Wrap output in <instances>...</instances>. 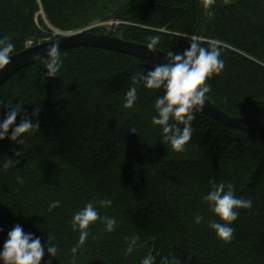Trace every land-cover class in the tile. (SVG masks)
<instances>
[{
    "label": "trees",
    "instance_id": "trees-1",
    "mask_svg": "<svg viewBox=\"0 0 264 264\" xmlns=\"http://www.w3.org/2000/svg\"><path fill=\"white\" fill-rule=\"evenodd\" d=\"M104 21L124 22L114 36L128 42L147 45L159 35L156 49L165 53H182L190 36L203 46L218 41L225 67L207 81L206 97L234 117L264 110V0H214L208 11L204 0H0V36H10L12 55L49 38L50 26L68 33ZM60 54L58 76H45L46 57L0 88V120L20 102L29 114L39 108L41 123L22 145L0 141V248L19 224L41 239L42 264H71L79 239L73 214L89 201L110 199L99 213L116 219L115 230L105 231L100 221L90 226L76 264H140L149 252L154 264L165 257L179 264H264V128L226 127L196 111L191 140L176 152L152 123L162 91L140 86L136 104L123 107L131 75L156 64L89 47ZM9 157L18 163L5 169ZM221 181L252 200L250 210H239L228 243L209 228L219 218L203 200L210 182ZM54 200L61 203L49 212ZM49 233L55 258L46 250Z\"/></svg>",
    "mask_w": 264,
    "mask_h": 264
},
{
    "label": "clouds",
    "instance_id": "clouds-1",
    "mask_svg": "<svg viewBox=\"0 0 264 264\" xmlns=\"http://www.w3.org/2000/svg\"><path fill=\"white\" fill-rule=\"evenodd\" d=\"M214 0H204V8L210 10ZM161 37L154 35L148 38L147 49L157 48ZM190 43L182 53L168 52V63L156 64L154 68L133 73L130 77L131 86L125 93L124 108H132L138 100V87L145 89L162 91L154 101L156 115L152 116L153 125L160 126L162 134L161 141L176 152H183L192 137L191 122L195 119V112L200 111L206 101V94L211 90L207 83L214 75H219L225 62L221 58V47L218 41H210L207 46L200 42L197 36L188 37ZM15 45L9 35L0 36V69L10 64V58ZM63 60L59 51V44L55 43L48 49V60L46 62L45 76L53 78L58 76ZM40 109L34 108L31 114L24 106L17 102L11 108L6 107V114L0 120V141L8 138L14 143L24 144L26 139L36 131L40 130L41 123L38 119ZM20 117L17 122V117ZM135 133V130H132ZM20 156V152H17ZM18 163L9 157L3 163L5 169ZM211 188L204 195L203 200L208 204L210 210L219 220H210L209 228L212 229L217 238L228 243L233 238L234 228L232 224L238 219L239 210L252 208V200L235 195V186L223 181L219 183L210 182ZM61 201L54 200L49 204L48 211L60 205ZM112 204L110 199L99 201H89L83 208L76 211L71 220L74 231L79 232L78 243L71 248V264H76L77 253L81 246L85 244L89 236L90 226L97 221L104 223L105 231L115 230L116 219L112 216H101L99 208L108 207ZM203 217L199 214L195 216L194 222L200 224ZM139 240V236L131 238L125 255L130 254ZM47 253L55 258L58 247L53 243L49 233V243ZM45 256V246L41 239L31 232H25L21 225L17 224L12 228L0 248V262L2 264H42ZM155 257L149 252L140 264H154ZM161 264H179L178 260L170 261L163 258Z\"/></svg>",
    "mask_w": 264,
    "mask_h": 264
},
{
    "label": "water",
    "instance_id": "water-1",
    "mask_svg": "<svg viewBox=\"0 0 264 264\" xmlns=\"http://www.w3.org/2000/svg\"><path fill=\"white\" fill-rule=\"evenodd\" d=\"M55 43L59 51L89 47L125 54L150 61L154 64L168 63L167 53L159 50H148L147 45L123 41L109 35H95L91 30L74 33H61L60 37L39 43L11 56L10 64L0 69V87L21 69L48 57V49ZM207 115L218 123L236 129H255L264 127V110L249 117H232L222 111L207 97L202 110L197 111Z\"/></svg>",
    "mask_w": 264,
    "mask_h": 264
},
{
    "label": "rangeland",
    "instance_id": "rangeland-1",
    "mask_svg": "<svg viewBox=\"0 0 264 264\" xmlns=\"http://www.w3.org/2000/svg\"><path fill=\"white\" fill-rule=\"evenodd\" d=\"M124 22L122 21H118L116 23L112 22V21H107V22H101V23H97V24H100V27H103L105 28L106 31H111V30H115L116 28L119 27V25L123 24ZM114 24V25H113ZM96 25V24H94ZM49 29L51 30V36L49 38H47L48 40L49 39H54V38H57L62 32H59L57 30H55L53 27H49ZM69 33V32H68ZM46 39V40H47Z\"/></svg>",
    "mask_w": 264,
    "mask_h": 264
},
{
    "label": "bare ground",
    "instance_id": "bare-ground-1",
    "mask_svg": "<svg viewBox=\"0 0 264 264\" xmlns=\"http://www.w3.org/2000/svg\"><path fill=\"white\" fill-rule=\"evenodd\" d=\"M55 30H57V29H55ZM57 31H59V30H57ZM60 32V31H59Z\"/></svg>",
    "mask_w": 264,
    "mask_h": 264
}]
</instances>
